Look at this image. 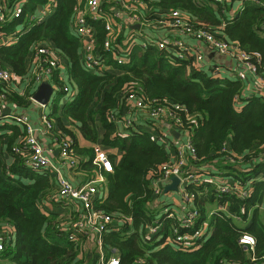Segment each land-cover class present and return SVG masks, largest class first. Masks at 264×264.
Masks as SVG:
<instances>
[{
	"label": "trees",
	"instance_id": "16d2710c",
	"mask_svg": "<svg viewBox=\"0 0 264 264\" xmlns=\"http://www.w3.org/2000/svg\"><path fill=\"white\" fill-rule=\"evenodd\" d=\"M139 1L145 6L141 15L149 22L179 11L192 28L202 27L217 38L236 43L251 57L255 75L264 79V0H241V9L234 14L230 11L236 0ZM39 2L43 0H30L27 7L34 8ZM82 2L57 0V9L43 23L24 31L14 45L0 47V64L22 77L24 83L33 45H50L67 62L68 78L77 92L53 120L55 133L73 140L80 158L77 169L87 175L92 170L93 175V149L78 146L76 134L64 124L66 120L91 145L122 153L116 165L110 156L113 172L102 174L107 194L98 207L116 221H131L117 223V231L103 235L105 258L115 252L119 264H264V224L260 218L264 206V98L252 95L245 100L242 81L215 78L196 69L190 56L178 61L172 53L152 46L145 50L132 47L128 62L118 65L103 49L107 33L101 21L88 20L96 51L111 69L102 73L84 69L80 40L70 29L74 16L84 9L85 0ZM125 34V28L121 29L118 45ZM62 84L56 80L59 88ZM31 86L28 83L23 93L6 89V104L29 105ZM124 87H131L154 105H179L194 117V122L182 118L196 151V159L187 161L189 171L228 178L249 191V196L241 199L235 193H220L218 185L208 181L186 187L195 196L192 206L198 217L192 226L178 231L194 232L207 223L210 233L196 249L182 251L163 245L178 226L177 218L162 216L159 233L146 238V226L158 217L149 208L152 174L168 157L158 142L138 129L141 124L120 136L118 126L107 120L108 114H122ZM23 135L18 125H0V225H11L15 235L13 243L0 252L1 258L9 264H80L76 259L86 237L77 235V242L68 241L58 229L60 213L42 212V201L54 193L56 182L47 172L31 170L13 151ZM5 154L11 157V164L6 163ZM212 205L215 209L209 210ZM244 234L255 240L253 253L239 242Z\"/></svg>",
	"mask_w": 264,
	"mask_h": 264
},
{
	"label": "built area",
	"instance_id": "2783aa9c",
	"mask_svg": "<svg viewBox=\"0 0 264 264\" xmlns=\"http://www.w3.org/2000/svg\"><path fill=\"white\" fill-rule=\"evenodd\" d=\"M29 1L0 0V47L14 45L24 31L43 23L57 8V0H43V3H40L33 11H29L25 8ZM249 1L259 3V0ZM40 6L42 8L39 9ZM144 9L145 6L139 0H85L83 11H79L70 24L71 31L81 43L84 69L98 73L111 69L96 51L94 32L88 22L89 20L103 22L107 33L103 49L113 55L114 61L118 65L128 62L130 49L134 46H138L142 50L150 46L158 50H166L172 53L178 61L189 56L190 48L180 38H154L147 31L148 28L156 30L163 27L173 29L184 37L193 38L206 45L211 51L231 58L239 66L235 73V80H246L248 73L255 75L251 57L241 50L236 43L217 38L202 27L192 28L187 22V17L179 11H170L156 23L149 22L143 19L141 15ZM135 25H139V29H135ZM124 28L126 30L125 38L122 44L118 45L116 43L117 36ZM31 50L29 72L25 78V84L32 83L33 86L39 87L41 84L48 83L52 87L51 76L60 67L57 52L45 42H36ZM191 58L193 59L192 65L196 69L205 70L203 54L197 52ZM220 72L218 67H214L210 75L222 79ZM22 81V77L15 76L9 69L0 64V125L6 123L18 125L24 130V135L13 147V151L25 159L26 165L31 170L38 173H51L56 177L57 191L51 198L61 205L58 229L67 235L68 241L77 242V235H84L86 241L89 240L95 244L101 264H119V259L115 256L105 258L102 248V235L117 231L118 226L115 224L130 223L131 220L119 218L116 221L110 214L98 207L104 199L103 195H105L102 174L113 172L109 153L99 144H94L91 165L95 168L93 170L95 174L93 172L92 177L74 184L63 174L62 168L67 171H75L79 166L80 158L76 155L73 140L55 133L51 110L49 112L46 110L53 104L50 101L47 106L37 103L33 99L35 90L30 95V103L37 105L41 110L39 114L40 128L38 129L32 126L27 115L14 114L5 110L7 105L6 89H11L12 86L17 87ZM256 88L257 96L264 98L263 78L256 76ZM56 89L57 87L54 88V90ZM57 90L63 94L64 98L68 95L66 101L73 100L77 94L76 88L70 81L63 83L61 88ZM123 94L121 100L122 114H108L107 120L125 131L133 127L135 129V125H138L136 119L141 116L143 123H149L147 124L148 132L153 134V139L165 151L173 150L172 158H168L167 162L161 164L152 174V182L150 183L152 198L157 201L163 193V186L169 185L170 179L176 177L179 180L178 193L185 211L181 216L176 217L173 212L164 209V213L158 215L153 224L146 226V238L156 237L159 233L162 226L160 219L162 216L177 218L179 220L178 226L172 230V237H167L164 240L163 245L172 246L182 251L196 249L210 235L207 223H203L194 232L181 233L178 231L179 228L192 226L198 217L197 211L192 206L195 196L189 193L186 187L189 184L200 185L206 181L201 172L188 170L187 161L190 158L196 159V151L189 130L184 128L182 118L194 122V117L179 105H154L131 87H124ZM162 122L169 123L175 130L179 131V137L175 138L172 134L168 137V135L159 132V125ZM143 127L144 125H140L138 129L142 131ZM154 132L157 134L155 135ZM41 138H50L49 140L53 141L51 145L57 150L56 159L52 158L53 149L45 147ZM155 175L157 178H153ZM218 178L219 180H216L214 184L218 185L217 188L220 193H235L241 199L249 196V191L241 189L238 183H228V178L219 176ZM13 237L14 229L11 225H0V252H3L8 245L13 243ZM239 242L253 253L255 240L252 236L244 234ZM252 260L254 261V259Z\"/></svg>",
	"mask_w": 264,
	"mask_h": 264
},
{
	"label": "crops",
	"instance_id": "0c3cea01",
	"mask_svg": "<svg viewBox=\"0 0 264 264\" xmlns=\"http://www.w3.org/2000/svg\"><path fill=\"white\" fill-rule=\"evenodd\" d=\"M77 2H78V4H81L82 0H77ZM28 3L29 2L26 3L25 8L28 9L29 11L34 10L38 5H40V2H39L35 5L34 8H32V7H27ZM82 3H84V2H82ZM242 4H243V2L241 0L234 1L231 5V11H230L231 14H234L239 9H241ZM78 13H79V11H78ZM147 31L154 38H161V39L180 38L190 48V50H189V56L190 57H193L194 54L197 52L203 54L204 64H205L204 72H206L207 74L210 75L212 68L218 67L221 71L220 75H221L222 79L235 80V73L237 72L239 66L231 58L219 55V54L215 53L214 51H211L210 49H208V47L206 45H204L203 43H200V42H198V41H196L190 37H184V36L180 35L179 33H177L173 29L159 27V29H156V30L148 28ZM57 55L59 58L60 67L51 76V79H52V81H51V83H52L51 84L52 85L51 93L52 94L50 96V103L53 105H51V107L49 109H46L48 112H49V110H51V114H52V108L55 105L56 110L54 109L53 114L51 116L53 120L56 119V117L58 116L62 106L68 102V101L64 100L63 94L57 90L60 88L56 85V80L63 82V83H65L66 81H69V78H68L69 77V75H68L69 70H68L67 62L58 53H57ZM242 83L244 86V99L245 100L252 95H255V96L258 95L257 94V88H256V76L254 74L248 73L247 79L242 81ZM55 87H57L56 90H54ZM12 89L16 90V92L21 91V93H23L25 91L24 89H27V88H26V84L24 82L17 87L12 86ZM37 89H38V86H31L29 88V94L32 95L34 90L37 91ZM56 92H58V93H56ZM34 93H36V92H34ZM5 110L7 112L14 113V114H25V115H27L29 117V120H30V123L32 124V126L36 127L37 129L40 128L39 114H40L41 110L39 109V107L37 105L30 103L27 106H17L15 104L10 103V104L6 105ZM55 111H57V112H55ZM136 121H137L138 125L139 124L144 125V127L141 130L148 133L151 136V138L153 139V136H152L153 134L151 132H148V130H149L148 125L143 123L141 116H138ZM64 124H65L67 129L72 130L73 133L76 134L78 146L80 148L93 147V145H91L90 143L85 141L79 135L78 131L75 130L67 120L64 121ZM159 132H161L164 135L165 134L168 135V137L171 134L175 138L179 137V131L175 130L172 127V125H170L167 122H162L159 125ZM4 133H7L9 135L8 131H5ZM118 133L120 136H126L125 131L119 127H118ZM154 134L156 135L157 133L154 132ZM49 139L50 138H41L43 145L45 147L53 149L52 158L56 159L57 158V150L54 149V147L51 145V143L53 141H51ZM106 151L111 156V159L114 161L115 165L121 161L122 153L119 150L113 148V149H106ZM165 152L167 154V157L169 159H171L173 156V150H166ZM4 157H5L6 163L11 164V162H12L11 157L8 154H5ZM55 161L57 162V160H55ZM62 172L66 177H68L71 181H73L74 184L83 182L88 177H92V170H91V173H88V175L86 173L82 172V170H80V169H75V171H67V170L62 168ZM48 174H50L51 177L55 181L56 177H54V175H52L51 173H48ZM94 174H95V172H94ZM204 180L211 182V183H215L216 180H219V178L217 175L212 176V177L204 176ZM232 182H233L232 180L228 179V183H232ZM54 184L56 186V189L52 195H54L57 191V184L56 183H54ZM104 184H105V180L103 182V188H104ZM165 186H167V185H165ZM165 186H163V193H162L161 197L157 199V201L155 198H152L153 200L150 203L149 208L156 211L158 213V215H162V213H164V209H165L167 211L173 212L176 217L181 216L183 214V211H184V206L182 205L181 197H180L178 191L177 192L169 191L167 193H164V187ZM52 195L48 196L47 198H45L42 201L41 210L43 213H46V214H49L51 212L61 213V205L59 203L55 202L51 198ZM103 197L105 199L106 194L103 195ZM222 210L224 212H226L227 207H224ZM261 210L264 211V206ZM261 222L264 224V220L261 219ZM102 237H103V235H102ZM13 238L15 239V235ZM89 242H91V241H89V240L84 241L80 246V250H79L80 253L78 254L77 259H76L78 262H80V264H82L83 261H85V260L88 261L89 254L87 255V253H86V256H84L83 252L85 249V245ZM111 256H115L118 258V254L115 252ZM96 258L99 259V256H96ZM94 260H96V259L94 258ZM0 264H9L6 260L1 258V253H0ZM97 264H101L100 260H98Z\"/></svg>",
	"mask_w": 264,
	"mask_h": 264
},
{
	"label": "water",
	"instance_id": "95a60500",
	"mask_svg": "<svg viewBox=\"0 0 264 264\" xmlns=\"http://www.w3.org/2000/svg\"><path fill=\"white\" fill-rule=\"evenodd\" d=\"M135 29H139V25H136L134 27ZM51 86L48 83L41 84L36 93L33 94V99L42 105L47 106L49 101H50V96H51ZM178 185H179V180L176 177H172L170 179V184L164 187V193H167L169 191H178Z\"/></svg>",
	"mask_w": 264,
	"mask_h": 264
},
{
	"label": "rangeland",
	"instance_id": "374dc122",
	"mask_svg": "<svg viewBox=\"0 0 264 264\" xmlns=\"http://www.w3.org/2000/svg\"><path fill=\"white\" fill-rule=\"evenodd\" d=\"M40 8H42V6H40L39 9ZM69 87L71 88V86H69ZM66 98H68V95L65 96V98H64L65 101L67 100ZM103 190H104V194H107V190H106L105 184H104V189ZM208 209L209 210H213V209H215V206L212 205ZM260 217H261L262 220H264V211H262V210L260 211ZM86 253H87V255L89 254L88 261L85 260V261H83L82 264H97L98 263L99 259L96 258V256H98V251H97V248H96L94 243L89 242V243H87L85 245V249H84L83 255L86 256ZM94 258L96 260H94Z\"/></svg>",
	"mask_w": 264,
	"mask_h": 264
}]
</instances>
